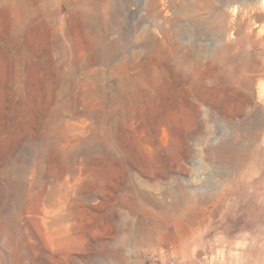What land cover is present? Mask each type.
I'll use <instances>...</instances> for the list:
<instances>
[{"label":"rangeland","instance_id":"rangeland-1","mask_svg":"<svg viewBox=\"0 0 264 264\" xmlns=\"http://www.w3.org/2000/svg\"><path fill=\"white\" fill-rule=\"evenodd\" d=\"M0 264H264V0H0Z\"/></svg>","mask_w":264,"mask_h":264},{"label":"bare ground","instance_id":"bare-ground-1","mask_svg":"<svg viewBox=\"0 0 264 264\" xmlns=\"http://www.w3.org/2000/svg\"><path fill=\"white\" fill-rule=\"evenodd\" d=\"M130 163L132 167H134V164L132 162ZM12 186L15 189L19 188V185L16 183ZM145 199V195H133L132 198L121 199L120 201L122 206L129 209L130 215L135 214L139 217L137 225L138 241L145 244H161L163 242L171 241V243L175 242L176 245L178 244L177 246L180 248L186 246L187 249L188 246L197 243L200 239L202 229L207 227L206 223L209 222L211 217L216 213H220L224 209L227 211L230 208V205L228 204L224 209L216 208L213 211H208L207 206L211 203V199L207 198L201 201L203 206V208L201 207L200 209L201 212H196V196L186 194L184 196V201L189 205L187 208L181 209L180 207H173L170 209L168 207H163L162 214H159L150 212V210L148 211L143 206H137L138 203L140 204ZM179 251L183 254V249H180Z\"/></svg>","mask_w":264,"mask_h":264}]
</instances>
